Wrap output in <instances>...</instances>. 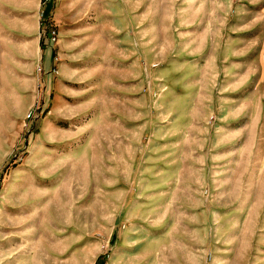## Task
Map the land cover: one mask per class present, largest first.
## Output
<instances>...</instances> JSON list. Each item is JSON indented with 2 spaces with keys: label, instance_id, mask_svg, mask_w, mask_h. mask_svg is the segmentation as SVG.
Segmentation results:
<instances>
[{
  "label": "rangeland",
  "instance_id": "374dc122",
  "mask_svg": "<svg viewBox=\"0 0 264 264\" xmlns=\"http://www.w3.org/2000/svg\"><path fill=\"white\" fill-rule=\"evenodd\" d=\"M0 264H264V0H0Z\"/></svg>",
  "mask_w": 264,
  "mask_h": 264
},
{
  "label": "built area",
  "instance_id": "2783aa9c",
  "mask_svg": "<svg viewBox=\"0 0 264 264\" xmlns=\"http://www.w3.org/2000/svg\"><path fill=\"white\" fill-rule=\"evenodd\" d=\"M48 35H49V38L50 39H52V40H54L55 39V32L54 31H50L49 33H48Z\"/></svg>",
  "mask_w": 264,
  "mask_h": 264
}]
</instances>
